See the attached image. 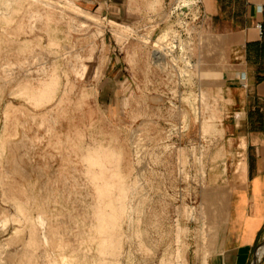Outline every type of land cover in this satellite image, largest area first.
<instances>
[{
	"label": "rangeland",
	"instance_id": "obj_1",
	"mask_svg": "<svg viewBox=\"0 0 264 264\" xmlns=\"http://www.w3.org/2000/svg\"><path fill=\"white\" fill-rule=\"evenodd\" d=\"M158 2L116 18L82 0H0V264H202L214 246L222 55L193 23L148 38L140 17ZM167 37L180 74L154 57Z\"/></svg>",
	"mask_w": 264,
	"mask_h": 264
},
{
	"label": "crops",
	"instance_id": "obj_2",
	"mask_svg": "<svg viewBox=\"0 0 264 264\" xmlns=\"http://www.w3.org/2000/svg\"><path fill=\"white\" fill-rule=\"evenodd\" d=\"M82 1L101 12L114 11L119 18L127 15L131 2L149 5L156 0ZM157 1L152 11L140 17L149 21L148 38L165 34L161 26L170 20H186L207 29L212 56L222 55L228 192L215 244L202 264H251L256 245L264 239V0H191L197 3L181 21L172 14L177 0ZM115 68L122 76L127 67L116 60ZM259 263L264 264V248Z\"/></svg>",
	"mask_w": 264,
	"mask_h": 264
},
{
	"label": "built area",
	"instance_id": "obj_3",
	"mask_svg": "<svg viewBox=\"0 0 264 264\" xmlns=\"http://www.w3.org/2000/svg\"><path fill=\"white\" fill-rule=\"evenodd\" d=\"M186 3V4H185ZM197 1H191V0H177L176 6L172 10V14L175 16H179L180 21L181 19L188 14L190 8L195 6ZM189 4L187 10L183 11L182 8L184 7L183 5ZM181 25L186 24L185 21H181ZM259 26V25H258ZM164 43V44H162ZM161 44V47L158 49V51L155 53L154 57L160 58L163 62V68H161L162 72L165 74H173V72H182L181 68L176 66V64L172 61V58L175 57V49L177 48V39L176 37H167L165 40H163ZM182 50L180 48V54H181V59L183 60L185 57L184 55L182 56Z\"/></svg>",
	"mask_w": 264,
	"mask_h": 264
},
{
	"label": "water",
	"instance_id": "obj_4",
	"mask_svg": "<svg viewBox=\"0 0 264 264\" xmlns=\"http://www.w3.org/2000/svg\"><path fill=\"white\" fill-rule=\"evenodd\" d=\"M189 4H187L186 6H184L182 8L183 11L187 10ZM264 248V239L262 241H260L255 249H254V253H253V258H252V261H251V264H259V259H260V256L258 255V252H261L262 249Z\"/></svg>",
	"mask_w": 264,
	"mask_h": 264
},
{
	"label": "bare ground",
	"instance_id": "obj_5",
	"mask_svg": "<svg viewBox=\"0 0 264 264\" xmlns=\"http://www.w3.org/2000/svg\"><path fill=\"white\" fill-rule=\"evenodd\" d=\"M186 4V3H185ZM183 6H185V5H183ZM18 8V7H17ZM82 10V9H81ZM79 16V15H78ZM19 27V26H18ZM160 38V37H159ZM158 41V40H157ZM34 89V88H33ZM41 89V88H40ZM39 90V89H38ZM38 90H34V91H38ZM246 171V170H245ZM261 252H258V255L260 254Z\"/></svg>",
	"mask_w": 264,
	"mask_h": 264
}]
</instances>
